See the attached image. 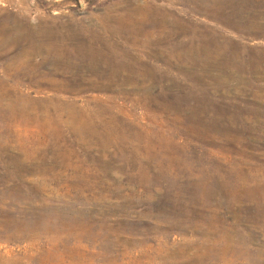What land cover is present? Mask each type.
Masks as SVG:
<instances>
[{"label": "rangeland", "instance_id": "obj_1", "mask_svg": "<svg viewBox=\"0 0 264 264\" xmlns=\"http://www.w3.org/2000/svg\"><path fill=\"white\" fill-rule=\"evenodd\" d=\"M0 264H264V0H0Z\"/></svg>", "mask_w": 264, "mask_h": 264}, {"label": "water", "instance_id": "obj_2", "mask_svg": "<svg viewBox=\"0 0 264 264\" xmlns=\"http://www.w3.org/2000/svg\"><path fill=\"white\" fill-rule=\"evenodd\" d=\"M82 4V3H81Z\"/></svg>", "mask_w": 264, "mask_h": 264}]
</instances>
